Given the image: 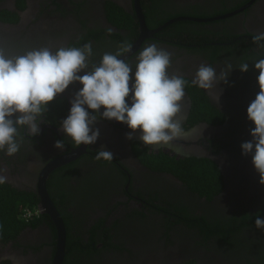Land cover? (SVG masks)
Masks as SVG:
<instances>
[{
	"label": "flooded vegetation",
	"instance_id": "af4514ba",
	"mask_svg": "<svg viewBox=\"0 0 264 264\" xmlns=\"http://www.w3.org/2000/svg\"><path fill=\"white\" fill-rule=\"evenodd\" d=\"M174 18L186 19L160 28ZM177 22L181 24L173 25ZM260 31H264V0H0V49L9 57L42 47L55 52L91 42V68L104 53L115 54L127 43L131 50L121 56L127 55L124 60L134 72L138 54L155 43L172 54L168 74L189 81L177 116L184 135L173 140L171 148L144 145L139 130L133 139H126L131 132L126 124L104 119L93 125L100 133L94 144L75 145L59 130L81 87L78 82L70 84L38 117L39 135L30 137L26 128H20L19 151L13 156L0 151V175L6 177L0 197L27 199L36 194L43 168L84 146L83 153L52 169L46 178L50 198L58 212L62 207L60 212L69 217L71 227L67 231L64 223L62 264H247L238 259L245 252L251 253L249 264H264V230L242 227L230 243H224L217 233L190 227L187 222L194 219L183 215L216 212L224 220L240 218L245 211L252 215L264 207V185L251 154L242 155L240 147L252 139L254 128L247 107L259 92V71L253 64L257 52L264 49L252 37ZM242 47L249 48L254 58L246 56ZM243 62L248 63L246 72L238 69ZM202 63L213 66L218 79L228 71V64L233 69L226 83L205 90L191 85ZM56 99L64 101L63 108ZM57 140L64 141L63 151L54 147ZM101 146L113 153L112 161L95 158ZM180 148L198 156H178ZM203 151L216 155L218 164L202 157ZM172 160L201 161L205 187V167L210 162L219 176L218 195L207 201L193 193L189 177L171 169ZM37 204L35 210L24 207L25 224L14 237L0 236V264H52L56 231ZM251 221L255 220L249 217L245 222ZM105 227L110 230L107 240L102 237ZM238 236L248 238L249 246L233 253Z\"/></svg>",
	"mask_w": 264,
	"mask_h": 264
},
{
	"label": "clouds",
	"instance_id": "9594fccd",
	"mask_svg": "<svg viewBox=\"0 0 264 264\" xmlns=\"http://www.w3.org/2000/svg\"><path fill=\"white\" fill-rule=\"evenodd\" d=\"M252 40L264 49L261 43L264 31L254 34ZM130 50L131 46L125 43L115 54L104 53L99 64L89 68L93 55L91 42L82 47H60L55 52L42 47L15 57L7 56L0 49V151L7 156L19 151L23 141L20 128H26L30 137L39 135L38 117L74 82L81 87L71 99L69 113L61 121L59 130L75 145H92L97 141L100 133L93 125L98 119L126 124L131 130L126 134L129 140L139 130L138 139L144 145L166 147L182 137L184 130L177 116L189 81L182 75L168 74L172 54L155 43L138 54L133 72L126 60L118 58ZM253 65L259 71L256 78L259 92L247 107V118L254 128L250 131L252 139L240 147L242 155L251 154L259 182L264 185V59ZM227 68V72L221 73L222 79H218L216 69L202 63L191 85L208 90L218 83H226L233 69L231 64ZM238 69L248 71V63H241ZM54 147L63 151L64 141H55ZM95 158L112 161L113 153L101 146ZM4 182L6 177L0 175V184ZM255 227L264 230V218L259 214H256Z\"/></svg>",
	"mask_w": 264,
	"mask_h": 264
},
{
	"label": "trees",
	"instance_id": "16d2710c",
	"mask_svg": "<svg viewBox=\"0 0 264 264\" xmlns=\"http://www.w3.org/2000/svg\"><path fill=\"white\" fill-rule=\"evenodd\" d=\"M162 22V21H161ZM176 24H181L180 22H177L173 25ZM244 48L243 51L246 54V56H253V53H249V48L242 47ZM253 52L255 50H252ZM260 53L259 57L255 60V62L259 59H264V51L262 52H257ZM254 58V56H253ZM56 103L61 105V108H63L64 101L61 99H56ZM172 162V167L175 171L176 174H183V176L189 177L187 180L191 182V190L193 193L198 195L199 197H205L207 201L213 200L217 195L218 191L220 189V182H219V176L217 175V171L214 167L211 166L210 162H206V177L208 180L207 186L202 185V178H201V170L204 169V166L201 161H190V162H184V160L177 161L175 163L174 160ZM209 174V177L208 175ZM212 176V180H211ZM211 180V183H210ZM53 201L54 198H53ZM38 202L37 195L32 193L31 195H28L27 199L25 198L24 195L18 196L16 198H10L2 196L0 197V236L4 237L6 240L11 239L14 237L18 231L23 227V224H25V221H23L22 217V211L24 207H30L32 210H35L36 204ZM56 205V202H55ZM60 208V209H59ZM59 212L62 210V207H59ZM133 213H137V211H133ZM256 214H259L261 218H264V207L260 208L257 210L255 213H252V215H249L246 211L240 216V218H237L236 216H231L228 219L225 218L224 220L221 219V215L218 213H209L208 216L206 215H201L199 217H191L188 215V213H183L185 217L188 219H194L190 220L187 222V224L190 225V227H197L199 228L200 231H205L206 234L209 233H217L218 235L222 236L223 242L224 243H230L232 239H234V236L237 231H239L242 227H247V231H250L255 228V221L251 222H245L246 219L251 217V219L256 218ZM60 215L65 223L67 231L71 229L69 220L67 216L62 214L60 212ZM47 217L46 215H44ZM116 222L114 221L110 226L112 228H115ZM51 223V222H50ZM52 225V224H51ZM52 229H54V226L52 225ZM55 231V229H54ZM110 230L105 227L104 233H103V238L107 240L109 237V232ZM258 233V231H256ZM54 238H55V233H54ZM238 240L237 247H233L231 249L232 252L234 253L237 248H240L242 250H245L249 246V241L248 238H243L242 236L236 237ZM258 241V240H257ZM251 242V241H250ZM78 246V245H76ZM75 246V247H76ZM78 249V247H76ZM243 255V256H242ZM239 260H244L246 261L247 264L250 263L249 259H251V253L250 252H245V254H240L238 257Z\"/></svg>",
	"mask_w": 264,
	"mask_h": 264
},
{
	"label": "water",
	"instance_id": "95a60500",
	"mask_svg": "<svg viewBox=\"0 0 264 264\" xmlns=\"http://www.w3.org/2000/svg\"><path fill=\"white\" fill-rule=\"evenodd\" d=\"M137 15L139 17V23L141 28L143 29V32H146V24L142 15V12L138 10ZM186 18H174L163 24L160 28L169 25L170 23L183 20ZM188 20H195L200 21V19H188ZM139 44V42H138ZM137 44V45H138ZM127 55L118 57L119 59H125ZM129 99L131 103V93L129 94ZM171 144V143H170ZM168 145V148H171V145ZM84 146H81L80 148L73 150L69 154L50 162L46 167L43 168V170L40 172L39 177L36 182V195L38 197V204L37 209L40 214H45L49 216L50 220L52 221L55 231H56V244H55V252L52 259V264H62L63 258H64V252H65V242H66V230L64 226L63 219L58 212L57 208L55 207L52 199L50 198L47 188H46V178L47 174L57 166H60L61 164H64L73 158L79 156L81 153L84 152ZM178 156H184V157H190V156H198L194 155L191 150L189 149H182L180 148L178 152H176ZM202 157H208L212 161H214L216 164H218L217 156L210 153L203 151Z\"/></svg>",
	"mask_w": 264,
	"mask_h": 264
}]
</instances>
